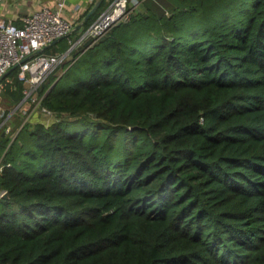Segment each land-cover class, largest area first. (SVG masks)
<instances>
[{
  "label": "trees",
  "instance_id": "trees-1",
  "mask_svg": "<svg viewBox=\"0 0 264 264\" xmlns=\"http://www.w3.org/2000/svg\"><path fill=\"white\" fill-rule=\"evenodd\" d=\"M143 8L34 91L58 119L0 132V264H264V0Z\"/></svg>",
  "mask_w": 264,
  "mask_h": 264
},
{
  "label": "built area",
  "instance_id": "built-area-1",
  "mask_svg": "<svg viewBox=\"0 0 264 264\" xmlns=\"http://www.w3.org/2000/svg\"><path fill=\"white\" fill-rule=\"evenodd\" d=\"M144 0H111L108 6L83 30L74 40L73 46L63 53L50 54L45 51L58 38L69 36L75 29V22L63 15L65 0H58L55 7L41 6L32 10L21 18V24L12 19L0 17V92L5 82L3 78L8 72L17 68L18 77L25 84L24 96L16 107L32 102L44 115L45 124L58 119L51 109L40 104L42 96H36L34 91L53 73L65 60L71 49L82 45L88 38L93 41L101 37L115 24L127 21L132 14L142 11ZM88 46H85V49ZM28 102V103H27ZM36 102V104H35ZM15 107V108H16ZM1 108V107H0ZM1 112L0 132L9 133L11 127L5 128L6 118ZM24 123V121H23ZM23 123L18 126L11 141L16 137ZM3 127L5 128L4 130ZM0 151V176L10 165L5 161V153ZM7 193L0 189V197Z\"/></svg>",
  "mask_w": 264,
  "mask_h": 264
},
{
  "label": "rangeland",
  "instance_id": "rangeland-1",
  "mask_svg": "<svg viewBox=\"0 0 264 264\" xmlns=\"http://www.w3.org/2000/svg\"><path fill=\"white\" fill-rule=\"evenodd\" d=\"M244 10L249 13L250 12V2H246L244 4ZM74 37L68 38L66 41L69 43V46L63 51H67L70 49L73 44H74ZM149 50L153 48V45H149ZM79 49V48H78ZM61 52V53H63ZM59 53V52H56ZM88 58H89V52H86L85 47H82L80 50L71 49L69 54L66 56L65 60L57 67V69L51 74V75H62L68 68L69 72L68 75L69 77H73L75 74L79 73L88 63ZM52 86V85H51ZM35 93V92H34ZM37 96V94H36ZM39 97V96H38ZM23 99V97H22ZM4 100L0 92V118H1V112L3 113V117L6 118V123H5V128L8 126L11 127L10 132L8 133L9 136L11 137L12 134L16 131L18 126L15 128V124L18 121V117L20 116L22 118L21 122L19 123L20 125L26 122V121H31V122H36L38 120H44V115L38 111V108L35 107L34 109L32 105L34 103L32 102H27L28 104H23L21 107H16V106H11L8 104H3ZM36 104V102H35ZM16 107V108H15ZM23 123V124H24ZM23 126V125H22ZM3 127V129H5ZM21 129V128H20ZM11 142V138H10ZM9 142V143H10Z\"/></svg>",
  "mask_w": 264,
  "mask_h": 264
},
{
  "label": "crops",
  "instance_id": "crops-1",
  "mask_svg": "<svg viewBox=\"0 0 264 264\" xmlns=\"http://www.w3.org/2000/svg\"><path fill=\"white\" fill-rule=\"evenodd\" d=\"M57 1L58 0H0V17L21 21L22 16L28 12L38 9L41 6H48L50 8L55 7ZM95 2L96 0H65L66 5L63 15L72 19L75 24L78 25L85 20L87 14H83L88 8H92Z\"/></svg>",
  "mask_w": 264,
  "mask_h": 264
},
{
  "label": "water",
  "instance_id": "water-1",
  "mask_svg": "<svg viewBox=\"0 0 264 264\" xmlns=\"http://www.w3.org/2000/svg\"><path fill=\"white\" fill-rule=\"evenodd\" d=\"M101 2H102V0H96V2H95V4L93 5V7H92V8L90 9V11L87 13V15H86V17H85V20L88 18V16H89L91 13H93V12L96 10V8L99 6V4H100ZM82 25H83V22H82V23H79L78 25H76L74 31L79 30V29L82 27ZM61 38H63V37H61ZM61 38H58L55 42H57V41L60 40ZM4 196L7 197V196H8V193H6Z\"/></svg>",
  "mask_w": 264,
  "mask_h": 264
}]
</instances>
